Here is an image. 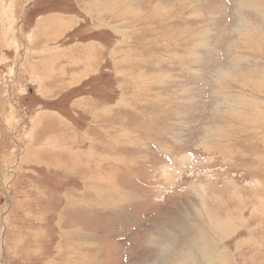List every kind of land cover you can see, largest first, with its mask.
I'll list each match as a JSON object with an SVG mask.
<instances>
[{
	"label": "rangeland",
	"instance_id": "obj_1",
	"mask_svg": "<svg viewBox=\"0 0 264 264\" xmlns=\"http://www.w3.org/2000/svg\"><path fill=\"white\" fill-rule=\"evenodd\" d=\"M262 117L264 0H0V264H264Z\"/></svg>",
	"mask_w": 264,
	"mask_h": 264
},
{
	"label": "bare ground",
	"instance_id": "obj_2",
	"mask_svg": "<svg viewBox=\"0 0 264 264\" xmlns=\"http://www.w3.org/2000/svg\"><path fill=\"white\" fill-rule=\"evenodd\" d=\"M239 30V29H238ZM237 30V31H238ZM242 33V32H241ZM249 40V39H248ZM254 83V82H253ZM243 84V83H242ZM241 84V85H242ZM246 84H247V82H246ZM256 107V106H255ZM260 108V107H259ZM262 111V110H261ZM258 112V111H257ZM260 112V111H259ZM263 112V111H262ZM244 115V114H243ZM251 115V114H250ZM255 115V114H254ZM263 116V115H262ZM259 117V116H258ZM259 118H261V117H259ZM262 118H264V117H262ZM252 119V118H251ZM247 120V119H246ZM256 121V120H255ZM259 121H261L260 119H259ZM91 203V202H90ZM96 203V202H95ZM98 204V203H97ZM91 205H92V203H91ZM73 226V225H72ZM71 226V227H72ZM218 226V225H217ZM205 231H207V230H203V231H198V232H195V233H193V236L192 237H190V240H189V238H187V236L186 237H183V245L184 244H190L189 246H187V247H190L189 248V251H187L186 253H185V251H184V253H185V257H186V259H187V261L188 262H191L190 260H192V259H195V261H193V263L194 264H200V263H203L204 264V261H205V263H209L210 261H208L207 259H209V257H208V255L206 254V249H205V247H204V245H201V244H204V241H205V239H206V237H207V234H208V236L211 238V234H212V230H210L209 229V232L207 231V233L205 232ZM215 239V238H214ZM156 243H157V241L156 240H154ZM219 242H217V244H218ZM152 245V244H151ZM207 247V246H206ZM213 254V253H212ZM218 254V253H217ZM211 255V254H210ZM213 255H215V254H213ZM212 256V255H211ZM182 257V256H181ZM192 263V264H193Z\"/></svg>",
	"mask_w": 264,
	"mask_h": 264
},
{
	"label": "crops",
	"instance_id": "obj_3",
	"mask_svg": "<svg viewBox=\"0 0 264 264\" xmlns=\"http://www.w3.org/2000/svg\"><path fill=\"white\" fill-rule=\"evenodd\" d=\"M35 14V13H34ZM36 16H39V15H36ZM41 16V15H40Z\"/></svg>",
	"mask_w": 264,
	"mask_h": 264
},
{
	"label": "flooded vegetation",
	"instance_id": "obj_4",
	"mask_svg": "<svg viewBox=\"0 0 264 264\" xmlns=\"http://www.w3.org/2000/svg\"><path fill=\"white\" fill-rule=\"evenodd\" d=\"M61 3L63 2V1H60Z\"/></svg>",
	"mask_w": 264,
	"mask_h": 264
}]
</instances>
